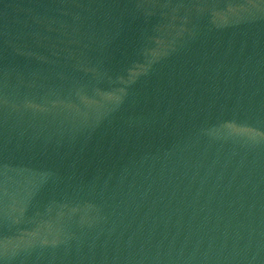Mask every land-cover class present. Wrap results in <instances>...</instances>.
<instances>
[{"label": "water", "instance_id": "1", "mask_svg": "<svg viewBox=\"0 0 264 264\" xmlns=\"http://www.w3.org/2000/svg\"><path fill=\"white\" fill-rule=\"evenodd\" d=\"M0 264H264V0H0Z\"/></svg>", "mask_w": 264, "mask_h": 264}]
</instances>
